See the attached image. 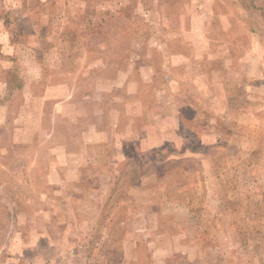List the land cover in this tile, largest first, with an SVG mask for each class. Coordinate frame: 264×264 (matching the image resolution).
Listing matches in <instances>:
<instances>
[{"label":"rangeland","instance_id":"1","mask_svg":"<svg viewBox=\"0 0 264 264\" xmlns=\"http://www.w3.org/2000/svg\"><path fill=\"white\" fill-rule=\"evenodd\" d=\"M0 264H264V0H0Z\"/></svg>","mask_w":264,"mask_h":264}]
</instances>
